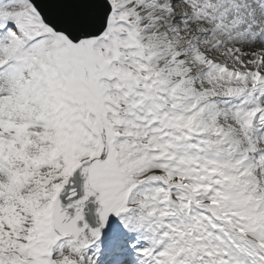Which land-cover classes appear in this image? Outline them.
Returning a JSON list of instances; mask_svg holds the SVG:
<instances>
[{
  "label": "snow or ice",
  "instance_id": "6c2138e0",
  "mask_svg": "<svg viewBox=\"0 0 264 264\" xmlns=\"http://www.w3.org/2000/svg\"><path fill=\"white\" fill-rule=\"evenodd\" d=\"M0 264H264V0H0Z\"/></svg>",
  "mask_w": 264,
  "mask_h": 264
}]
</instances>
